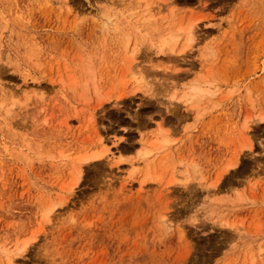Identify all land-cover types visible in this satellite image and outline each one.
<instances>
[{
	"label": "rangeland",
	"instance_id": "obj_1",
	"mask_svg": "<svg viewBox=\"0 0 264 264\" xmlns=\"http://www.w3.org/2000/svg\"><path fill=\"white\" fill-rule=\"evenodd\" d=\"M110 1L0 0V247L14 264H264V0ZM196 81L211 93L189 100Z\"/></svg>",
	"mask_w": 264,
	"mask_h": 264
},
{
	"label": "bare ground",
	"instance_id": "obj_2",
	"mask_svg": "<svg viewBox=\"0 0 264 264\" xmlns=\"http://www.w3.org/2000/svg\"><path fill=\"white\" fill-rule=\"evenodd\" d=\"M138 1H139V0H138ZM110 2H111V5H110V4H109V5H110L111 7H112L113 5H115V2H114V1L111 0ZM150 2H151V1H150ZM150 2H149V3H150ZM117 3H118V2H117ZM117 3H116V4H117ZM122 3H123V2H122ZM122 3H121V4H122ZM124 3H125V2H124ZM132 3H133V2H132ZM132 3H131V4H132ZM149 3H148V4L146 3V5H150ZM65 4H66V3H65ZM121 4H120V5H121ZM136 4H138V3H136ZM117 5H118V4H117ZM123 5H125V4H123ZM108 7H109V6H108ZM144 7H145V6H144ZM148 7H149V6H148ZM148 10H149V9H148ZM148 10H147V11H148ZM161 10H162V9H161ZM108 11H109V9H108ZM122 11H123V10H122ZM144 11H146V10H144ZM151 11H152V10H151ZM148 12H149V16H150V17L148 16L147 20H148L149 18H152V16H153L152 14H150V11H148ZM100 13H101V12H100ZM131 13H132V12H131ZM145 13H146V12H145ZM141 14H142V12H141ZM99 15H101V14H99ZM115 15H116V14H115ZM101 16H102V17H105V19L107 20V21H105V22H104V20H101V21L104 23L103 26H105V27L107 28L108 25H107L106 22L109 23V21L111 20L112 17L109 15V12H108V13H104V12H103V14H102ZM130 16H132V15L130 14ZM102 17H101V18H102ZM114 17H115V16H114ZM94 18H95V17H94ZM155 18H156V17H155ZM145 20H146V19H145ZM191 22H192V21H191ZM191 22H190V23H191ZM105 23H106V24H105ZM110 23H111V22H110ZM172 23H173V22H172ZM190 23H189V24H190ZM111 24H112V23H111ZM170 24H171V23H170ZM174 24H175V23H174ZM174 24H173V25H174ZM106 25H107V26H106ZM113 25H114V21H113ZM126 25H128V24H126ZM191 25H192V23H191ZM182 27H184V26H182ZM182 27H181V28H182ZM109 28H111V27H109ZM186 28H187V25H186ZM117 29H118V28H117ZM177 29H178V28H177ZM112 30H113V29H112ZM183 30L187 31V35H188L189 40H190V38H191V37L193 36V34H194V33H192V32H193V31H192L193 28L191 29V26L189 27V25H188V28H187V29H183ZM128 32H129V31H128ZM128 32H127V33H128ZM146 32H147V31H146ZM179 32L181 33L182 31H179ZM179 32H177V33H179ZM129 33H130V32H129ZM129 33H128V34H124V35L122 36V37H125L124 40L126 39V36L129 35ZM181 34H183V33H181ZM181 34H175V35H173V36H171V37H173V39H174V37H175L177 40L175 39L174 41L178 42V38H180ZM140 35H141V34H140ZM143 35H144V34H143ZM171 35H172V34H171ZM184 35H186V33H185ZM187 35H186V36H187ZM134 36H135V35H134ZM146 36H147V34H146ZM148 36H149V35H148ZM169 36H170V35H169ZM194 36H195V35H194ZM140 37H141V36H140ZM127 38H128V39H129V38L132 39L131 36H128ZM143 38H144V40H146L145 37H143ZM168 38H169V37H168ZM128 39H127V41L125 40L127 43L124 41V42L127 44V46H128V44L130 43V39H129V40H128ZM163 39H164V38H163ZM173 39H172V40H173ZM135 40H136V39H135ZM151 40H152V39H150L149 41H151ZM165 40H166V39H164L163 41L166 42ZM169 40H170V43H168V44H169V45L171 44L170 46H171V47H174V46L176 45V44H175L176 42H175V43H171V39H169ZM174 41H173V42H174ZM167 42H169V41L167 40ZM125 43H124V46H125ZM139 43H140V42H139ZM162 43H163V42H162ZM164 44L166 45L167 43H164ZM164 44H163V45H164ZM172 44H173V45L175 44V45L172 46ZM188 44H189V43H188ZM163 45H161V46L163 47ZM190 45H191V44H189V45H187V46H190ZM134 46H135V45H134ZM134 46H133V51H134V49H135ZM162 47H161V48H162ZM185 47H186V46H185ZM161 48H160V50H162ZM169 48H170V47H169ZM173 49H174V48H172V50L170 49L171 53L173 52ZM186 49H187V48H186ZM127 50H128V49H127ZM127 50H125V52H126ZM138 50H139V48L137 49V51H138ZM183 50H184V49H183ZM139 51H140V50H139ZM135 52H136V51H135ZM135 52H134V53H135ZM160 53H161V51H160ZM162 54H163V52H162ZM172 54H173V53H172ZM182 54H183V53H182ZM132 55H133V53H132ZM135 55H136V54H135ZM171 56H173V55H171ZM135 57H136V56H135ZM135 57H133L134 60H135ZM130 58H132V57H130ZM136 58H137V57H136ZM133 59H132V60H133ZM129 60H130V59H129ZM132 60H131V62H132ZM136 60H137V59H136ZM89 62H90V61H88V64H89ZM91 67H93V66H91ZM89 69H90V68H89ZM93 69H94V67H93ZM134 69H135V68H134ZM137 70H138V69H137ZM85 71H87V70H85ZM86 73H87V72H86ZM88 73H90V72L88 71ZM93 74H94V73H93ZM135 74H136V73H135ZM135 77H136V75H135ZM88 81H89V80H88ZM136 81H137V79H136ZM83 85H84V84H83ZM86 85H87V84H86ZM87 86H88V85H87ZM142 90H144V89L142 88ZM210 91H211V90H210L209 88H207V87H203L201 84H199L198 81H196V82H194L193 84L190 85L189 94H186V97H189V100H191V98H195V96H196V97H197V96H202V97H203L204 95L206 96L207 93H209ZM3 93H4V92H3ZM8 93H9V92H8ZM8 93H7V94H8ZM210 93H211V92H210ZM2 95H3V94H2ZM3 96H4V95H3ZM186 97H185V98H186ZM189 100H188V101H189ZM186 101H187V100H186ZM3 104H4V102H3ZM11 107H12V106H11ZM9 110H10V108L8 109V111H9ZM8 111H6V112H8ZM10 111H11V110H10ZM10 111H9L8 113H10ZM259 115H260V114H259ZM259 118H260V120H261V124L264 125V114H261ZM259 118H257V120H259ZM257 123H260V122H257ZM257 123H256V125H257ZM163 134H164V133H163ZM160 136H163L162 133H161ZM163 137H164V136H163ZM163 137H158V138H156L157 140H155V141H156L157 143H156V142H154V143H155L156 145H159V146L156 147L157 149H158V148H159V149H162V147L164 148L165 146H167L168 141H167L166 139H164ZM155 144H154V145H155ZM99 151H100V152H99ZM99 151H98V152H97V151H96V152L94 151L93 153H90V154H88V155L85 154L84 157L82 156V158H80L79 161H80L81 163L84 162V164H85V162L88 163V162H92V161H94V160L100 159V158H101V155H103L104 153H109V152H111L110 154H111L112 157L115 155V154H114L115 152L113 153L109 148H108V149L106 148V149L103 150V151H101V150H99ZM152 151H153V150H151V149H149V148H146L145 150L141 151V152L139 153V155H140V157H141L142 159H147V158L149 157V155L152 153ZM85 153H86V152H85ZM82 155H83V154H82ZM104 155H105V154H104ZM112 157H109V158H112ZM123 160H124V159H121V158H120V159L118 160V162H115V164H118V163H120V162L123 161ZM81 163H80V164H81ZM78 165H79V164H78ZM117 166H119V164H118ZM229 166H233V165H229ZM81 167H82V166H81ZM81 167L79 166V168H76V170L78 171V173H81V172H82V171H81V170H82ZM230 168H232V167H230ZM230 168H229V169H230ZM229 169H227V170L229 171ZM135 170H136V168L132 170V173H134ZM147 173H148V172H147ZM80 176H81V175H80ZM80 176H79V177H80ZM48 212H50V211L48 210ZM27 242H28V241H27ZM27 242H24V241H23V243H22L21 245H19V246H18V244H16L17 249L13 251L14 254H18V253H20V249H22V248L25 249V248H26V245H27ZM0 248H1L0 253L3 254V255H5V256H4V257L6 258V261H5V262H6L7 264H14V263H15V259H14V256L11 255V254H12L11 251H9V247H8V246H5L4 248H2V247H0ZM258 252L260 253L261 250H259ZM10 253H11V254H10ZM259 253H258V254H259ZM1 254H0V255H1ZM255 255H256V254H255ZM259 255H260V254H259ZM253 257H254V256H253ZM255 257H256V256H255ZM259 257H260V256H259ZM6 263H5V264H6Z\"/></svg>",
	"mask_w": 264,
	"mask_h": 264
},
{
	"label": "snow or ice",
	"instance_id": "obj_3",
	"mask_svg": "<svg viewBox=\"0 0 264 264\" xmlns=\"http://www.w3.org/2000/svg\"><path fill=\"white\" fill-rule=\"evenodd\" d=\"M194 41H195V38L191 37L189 43H194ZM262 146H264V144H262ZM55 210H56V206H53L52 208L49 209L50 212L55 211ZM24 251H25V249H23V248L20 249V254H23Z\"/></svg>",
	"mask_w": 264,
	"mask_h": 264
}]
</instances>
